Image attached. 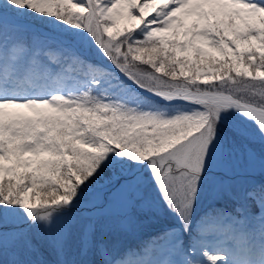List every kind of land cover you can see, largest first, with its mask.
<instances>
[{"label": "snow or ice", "instance_id": "6c2138e0", "mask_svg": "<svg viewBox=\"0 0 264 264\" xmlns=\"http://www.w3.org/2000/svg\"><path fill=\"white\" fill-rule=\"evenodd\" d=\"M0 264H264V0H0Z\"/></svg>", "mask_w": 264, "mask_h": 264}, {"label": "trees", "instance_id": "16d2710c", "mask_svg": "<svg viewBox=\"0 0 264 264\" xmlns=\"http://www.w3.org/2000/svg\"><path fill=\"white\" fill-rule=\"evenodd\" d=\"M121 26H123V25H121Z\"/></svg>", "mask_w": 264, "mask_h": 264}]
</instances>
